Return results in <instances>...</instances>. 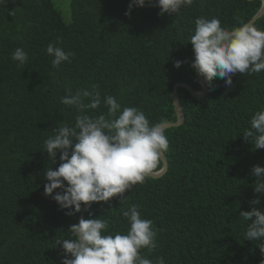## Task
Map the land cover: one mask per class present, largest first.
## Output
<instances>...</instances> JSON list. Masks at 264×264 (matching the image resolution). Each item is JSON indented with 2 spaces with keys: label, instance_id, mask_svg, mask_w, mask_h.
I'll use <instances>...</instances> for the list:
<instances>
[{
  "label": "trees",
  "instance_id": "trees-1",
  "mask_svg": "<svg viewBox=\"0 0 264 264\" xmlns=\"http://www.w3.org/2000/svg\"><path fill=\"white\" fill-rule=\"evenodd\" d=\"M69 1V19L63 12ZM131 0H8L0 3V264H61L58 239L70 238L76 216L65 215L44 195L43 173L51 166L44 141L51 129L78 113L60 103L66 89H91L117 98L122 107L140 108L150 121L175 122L172 92L177 82L202 89L189 42L195 20L220 19L231 30L250 22L262 0H194L179 15H160L155 0L134 7ZM264 29V14L253 23ZM73 53L53 68L49 43ZM17 47L28 53L23 67L11 59ZM177 60L186 61L179 69ZM233 84L215 78L198 98L178 87L184 122L166 128L168 166L110 202L93 203V217L106 219L109 234H126L122 215L138 205L153 221L156 247L140 255L166 264H261V241L244 237L240 211L255 198L249 175L264 166V149H254L243 132L264 108V70L236 73ZM101 105L87 114L98 115ZM59 166L52 165L55 170ZM163 164L161 165L162 168ZM58 191V190H57ZM264 207V197L261 205ZM85 219L90 218L85 211Z\"/></svg>",
  "mask_w": 264,
  "mask_h": 264
},
{
  "label": "clouds",
  "instance_id": "clouds-1",
  "mask_svg": "<svg viewBox=\"0 0 264 264\" xmlns=\"http://www.w3.org/2000/svg\"><path fill=\"white\" fill-rule=\"evenodd\" d=\"M7 2L0 0V3ZM150 3L152 0H131L125 16L130 17L134 7ZM193 3L194 0H155L159 14L169 16L179 15L181 9L191 7ZM189 42L193 51L191 68L203 78L207 89L212 87L215 78L222 79L225 87H230L234 74H257L264 70V29H258L252 23L229 30L216 17L209 20L200 16L195 20L194 34ZM59 44L57 40L46 47L53 68H59L64 62L70 63L73 55ZM11 59L18 67H23L29 57L23 48L17 47ZM185 62L177 60L174 67L179 69ZM192 89L197 93L202 91ZM65 91L60 103L78 115L72 122L55 125L51 129L52 135L44 141L43 150L51 161V166L43 173L44 195L50 196L61 210H66L65 215L79 214L77 223L67 229L71 237L55 242V247L61 248V264H166L162 256L153 261L140 255L141 249L151 251L157 246V232L152 220L141 217L138 205H132L122 213L129 225L126 234H109L108 221L101 219L102 215L93 217L89 211L93 203H108L117 195L121 197V203L126 191L165 173L167 167L161 168V165L169 141L164 122L150 123L140 108L122 107L112 95L102 96L99 85H93L90 90L77 89L74 93L70 88ZM101 105L106 112L87 114ZM249 123L243 132L244 140L251 142L254 149H264V108L258 110ZM58 153L59 166L54 170L52 165L57 163ZM161 170L160 175L154 176ZM249 175L255 178L252 188L256 196L249 202L250 210L240 211L239 216L246 222L245 239L261 241L259 248L264 254V207H258L264 197V166H252ZM85 211L90 218H84Z\"/></svg>",
  "mask_w": 264,
  "mask_h": 264
},
{
  "label": "water",
  "instance_id": "water-1",
  "mask_svg": "<svg viewBox=\"0 0 264 264\" xmlns=\"http://www.w3.org/2000/svg\"><path fill=\"white\" fill-rule=\"evenodd\" d=\"M264 13V0H263V6H262V9L257 13V15L248 23H253L257 18H259L261 15H263ZM198 75V74H197ZM199 77V80L201 82V85H202V91L200 93H197L196 91H194L191 86H189L188 84H185V83H177L173 92H172V97H173V103H174V106H175V109H176V112H177V121L176 122H164L163 124L165 125V127H171L173 125H180L183 121V113H182V110H181V107H180V104L178 102V97H177V87L178 86H182V87H185L187 88L193 95L197 96V97H200V96H203L205 95V92H206V89H207V85L204 84L203 82V78ZM163 165H164V168L167 167V161L166 159L164 158L163 159ZM163 170H161L160 172H158V174L154 175V176H158L162 173Z\"/></svg>",
  "mask_w": 264,
  "mask_h": 264
},
{
  "label": "rangeland",
  "instance_id": "rangeland-1",
  "mask_svg": "<svg viewBox=\"0 0 264 264\" xmlns=\"http://www.w3.org/2000/svg\"><path fill=\"white\" fill-rule=\"evenodd\" d=\"M64 6H65V7H63V8H64L65 12H64V11H62V12H63V15H64L65 19L68 20V19H69V16H68V11H69V1L67 2V5H64Z\"/></svg>",
  "mask_w": 264,
  "mask_h": 264
}]
</instances>
